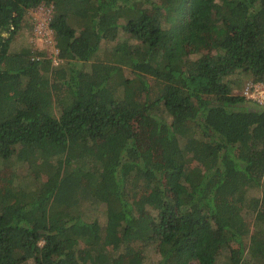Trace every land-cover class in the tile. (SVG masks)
I'll return each mask as SVG.
<instances>
[{
  "label": "trees",
  "instance_id": "trees-1",
  "mask_svg": "<svg viewBox=\"0 0 264 264\" xmlns=\"http://www.w3.org/2000/svg\"><path fill=\"white\" fill-rule=\"evenodd\" d=\"M41 4L57 65L12 48ZM246 77L264 82V0H0V161L31 180L1 186L0 264H264Z\"/></svg>",
  "mask_w": 264,
  "mask_h": 264
},
{
  "label": "rangeland",
  "instance_id": "rangeland-1",
  "mask_svg": "<svg viewBox=\"0 0 264 264\" xmlns=\"http://www.w3.org/2000/svg\"><path fill=\"white\" fill-rule=\"evenodd\" d=\"M51 11H52V6L46 5V4H41L36 8L28 10L27 12L28 13V18H27L28 25L24 26L16 34L13 44H12V48L20 49L22 47L28 46L32 50L45 51L48 57L54 55L56 53L54 38H53L52 43H48L50 41L48 40L47 37L43 38L41 41L36 40V37H35V34H39L40 32L43 33L42 30L40 29L41 27L43 28L44 26L46 27V24L48 25L49 19L51 18V13H52ZM29 25H31V29H29ZM123 36L124 34L120 32L119 37H123ZM52 37H53V33H52ZM189 54L191 57L196 56L195 55L196 53L193 50H190ZM52 64L56 65L55 63H52ZM248 80H251V79L248 77L243 78L240 83L239 88L236 87L234 89V92L236 94H239L242 89V86ZM134 123H135L134 124L135 130L138 133L140 131V119L139 118L136 119ZM8 163L10 164L11 160ZM11 169L16 170V172L19 175V178L17 179L20 182H22L25 185H29L31 183L30 178H23L25 177L26 169L23 168L20 162H16V163L12 162L11 165L9 166L5 162L0 161V190H1V186H3L9 181L11 177V174H10ZM11 181L12 179L10 180V182ZM253 193H256V192H253ZM94 216H96L98 220L103 224L105 222L103 207H99L98 211H94ZM225 255H226V252L224 251L222 253L220 260H225ZM145 256L146 257H145L144 264H154L159 259V254L157 252V249L153 246L147 248Z\"/></svg>",
  "mask_w": 264,
  "mask_h": 264
},
{
  "label": "built area",
  "instance_id": "built-area-1",
  "mask_svg": "<svg viewBox=\"0 0 264 264\" xmlns=\"http://www.w3.org/2000/svg\"><path fill=\"white\" fill-rule=\"evenodd\" d=\"M43 33L35 34L36 40L41 41L43 38H48L50 42H53L52 37V30L49 29L48 25L46 24V27L40 28ZM52 63H55L56 65L60 62L57 56V49L56 53L52 56ZM240 94L248 99H251L253 101H256L258 104H264V82L261 81H252L248 80L244 83Z\"/></svg>",
  "mask_w": 264,
  "mask_h": 264
}]
</instances>
